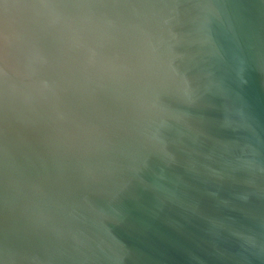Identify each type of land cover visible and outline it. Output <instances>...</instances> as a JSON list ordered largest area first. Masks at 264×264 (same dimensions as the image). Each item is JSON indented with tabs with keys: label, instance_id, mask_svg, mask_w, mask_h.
I'll list each match as a JSON object with an SVG mask.
<instances>
[{
	"label": "water",
	"instance_id": "95a60500",
	"mask_svg": "<svg viewBox=\"0 0 264 264\" xmlns=\"http://www.w3.org/2000/svg\"><path fill=\"white\" fill-rule=\"evenodd\" d=\"M0 264H264V0H0Z\"/></svg>",
	"mask_w": 264,
	"mask_h": 264
}]
</instances>
